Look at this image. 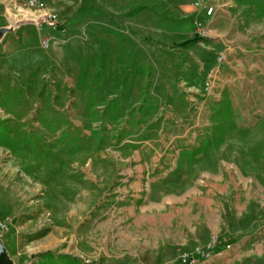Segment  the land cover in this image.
Returning <instances> with one entry per match:
<instances>
[{"label":"rangeland","instance_id":"obj_1","mask_svg":"<svg viewBox=\"0 0 264 264\" xmlns=\"http://www.w3.org/2000/svg\"><path fill=\"white\" fill-rule=\"evenodd\" d=\"M100 1L108 24L87 25L79 63L0 47V236L14 264H264V0H215L225 20L191 48L132 34L134 7L155 0ZM19 3L14 26L48 12ZM91 94L99 111L84 113Z\"/></svg>","mask_w":264,"mask_h":264},{"label":"crops","instance_id":"obj_2","mask_svg":"<svg viewBox=\"0 0 264 264\" xmlns=\"http://www.w3.org/2000/svg\"><path fill=\"white\" fill-rule=\"evenodd\" d=\"M11 1L0 0V28L14 26L11 24V16L8 12ZM44 1L45 10L57 15L58 20L52 23L49 19H41L44 26L40 28L37 16V18L31 17L29 18L31 20L16 25L0 39L3 42L0 43V47L5 54L13 58L17 56L28 59L32 64L43 63L49 67L60 66L65 61L79 63L87 58V44L82 34L86 33L87 25L93 24L99 14L101 15L100 21L108 24L107 4L103 5L99 0H63L61 4V0ZM195 1L155 0L150 6L140 4L134 7V20L130 30L133 35L144 33L163 43L170 44L175 41L180 44L192 36V22L196 17L204 19L208 28L225 20L223 17L227 13L226 8L219 6L212 17H206L202 10L193 8ZM225 1L233 6L232 0ZM45 39L50 41V47L47 49L43 48ZM110 75L109 70L100 74L104 77L103 79H107ZM116 87L107 89V94L103 93L106 100L102 104L108 103L115 97L119 99L118 90L120 88L117 85ZM107 103L103 105L106 106ZM199 154L200 152L197 155ZM196 186H200L199 183H196Z\"/></svg>","mask_w":264,"mask_h":264},{"label":"built area","instance_id":"obj_3","mask_svg":"<svg viewBox=\"0 0 264 264\" xmlns=\"http://www.w3.org/2000/svg\"><path fill=\"white\" fill-rule=\"evenodd\" d=\"M20 3L17 4L22 8H26L29 10H36V11H43L46 9V3L44 0H19ZM219 6H224L223 3L215 1V0H196L194 2V7L198 10H202L206 17H212L216 12V9ZM40 19L50 20L52 23L58 20L57 15L48 13V12H41ZM195 29L194 34H198L200 37L207 36V27L206 21L199 17L194 19ZM40 28L44 26L43 21L39 22ZM43 46L45 48L50 47V41L48 39L43 40ZM226 58V55L223 52H220L216 58V64L209 68L203 78V89L206 94H210L217 82V76L219 71V65H221ZM7 228V223L4 221H0V231H3ZM218 241L216 242L217 245ZM216 245L214 247H216ZM229 246V245H228ZM191 258L190 263L192 262L193 257L186 256L183 260H187Z\"/></svg>","mask_w":264,"mask_h":264},{"label":"trees","instance_id":"obj_4","mask_svg":"<svg viewBox=\"0 0 264 264\" xmlns=\"http://www.w3.org/2000/svg\"><path fill=\"white\" fill-rule=\"evenodd\" d=\"M202 40H203V37H200L198 34H193L190 38H188L185 41L181 42L179 44V46L180 47H183V48H190V47L196 45L197 43H199ZM146 68L147 67H143V72H145ZM100 74L101 73H98L97 74V77L100 76ZM86 81H87V73H82L81 78L79 80L78 87L79 88H83L84 86H86V84H85ZM72 91H73V89H72ZM88 100L89 101H88V104L85 107V112L84 113H87V112L95 113L96 111H99L98 110V105L99 104L97 103L96 98L94 97L93 94L88 95ZM104 100H106V97L105 96H102L101 97V102H103ZM117 100H118V97H115V98L111 99L107 103V105L105 106V108L101 111L102 115L107 116L110 111L115 110L116 108H118ZM144 104L145 103H143V105ZM219 106H220L219 110L215 111V114L218 115V116H220L221 113H222V110H221L222 107H227L228 110H231V106L225 104V100H222L219 103ZM141 107H143V106H141ZM93 109H94V111H93ZM2 126H4L3 127V130L5 131V132L3 131L2 133H7V128L5 127V124L3 123V121H1V119H0V128H2ZM92 135H95V131L93 132ZM194 152L199 153V149L198 150L196 149ZM234 242H236V238L235 237L229 238V239H225V240H219L218 243H217V245H216V247H214L213 250H215L217 252L218 251H221L224 248H226L228 245H230V244H232ZM49 257L51 259L53 258V256H49ZM66 258L71 259L70 256H67ZM190 261H191V258H188L185 261L184 260L180 261V264H189Z\"/></svg>","mask_w":264,"mask_h":264},{"label":"water","instance_id":"obj_5","mask_svg":"<svg viewBox=\"0 0 264 264\" xmlns=\"http://www.w3.org/2000/svg\"><path fill=\"white\" fill-rule=\"evenodd\" d=\"M29 20H31V19H26L25 21H22V22H27ZM40 20L41 19L37 20V22H40ZM22 22H20V23H22ZM20 23H17V25ZM14 27L15 26L0 28V39L7 33V31L13 30ZM0 264H14L4 242L2 241L1 236H0Z\"/></svg>","mask_w":264,"mask_h":264}]
</instances>
